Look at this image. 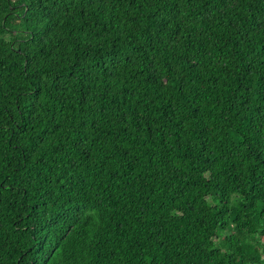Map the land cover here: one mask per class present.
Instances as JSON below:
<instances>
[{"label": "trees", "instance_id": "trees-1", "mask_svg": "<svg viewBox=\"0 0 264 264\" xmlns=\"http://www.w3.org/2000/svg\"><path fill=\"white\" fill-rule=\"evenodd\" d=\"M0 264H264V0H0Z\"/></svg>", "mask_w": 264, "mask_h": 264}]
</instances>
